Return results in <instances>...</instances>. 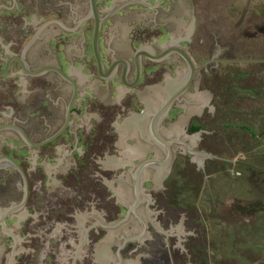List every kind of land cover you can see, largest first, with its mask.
<instances>
[{
    "label": "flooded vegetation",
    "instance_id": "obj_1",
    "mask_svg": "<svg viewBox=\"0 0 264 264\" xmlns=\"http://www.w3.org/2000/svg\"><path fill=\"white\" fill-rule=\"evenodd\" d=\"M194 6L193 0H0V236L15 238L7 231L14 218L22 222L16 226L21 240L26 237L20 243L36 251L39 241H48L32 262L67 264L70 249L76 253L68 260L78 264H216L204 228L206 213L219 205L198 194L200 179L187 178L192 165L204 178L221 166L239 169L240 183L226 184L225 192L245 202L240 217L257 222L263 215L262 147L238 151L256 133L224 134L217 126L232 116L231 107L264 108V2L259 23L245 30L258 40L256 57L238 56L231 46L217 51L214 40L200 36L196 56ZM196 90L206 91L207 114L188 112L198 100L188 93ZM142 91H154V99H142ZM104 92L120 99H105ZM186 115L183 129L171 131ZM120 134L140 148L118 161L110 155L117 154ZM60 155L63 162L54 163ZM50 163L59 182L44 190L42 169ZM215 190L208 186L211 195ZM119 219L136 227L107 234ZM61 221L52 235L39 234L42 225L51 231ZM237 229L240 241L228 237L229 249H251L246 236L253 229ZM262 239L259 232L252 250L261 251ZM254 256L240 261L264 264L261 254Z\"/></svg>",
    "mask_w": 264,
    "mask_h": 264
},
{
    "label": "rangeland",
    "instance_id": "obj_2",
    "mask_svg": "<svg viewBox=\"0 0 264 264\" xmlns=\"http://www.w3.org/2000/svg\"><path fill=\"white\" fill-rule=\"evenodd\" d=\"M195 3V6L193 7L195 9V16L197 19L196 22V30H195V35H194V41H195V46L197 45V40L198 36L204 37L206 41L209 43H212L214 40V43L218 47L217 51H222L223 49H226L229 46L232 47V50L237 54L238 56L242 57H247L250 54H253L255 57L258 56L260 47L258 46V40L257 39H251L249 37L245 36V30L248 28L250 25H255L258 24L260 21V16H259V4L261 2H264V0H193ZM189 12L191 8L189 7L188 3H185V11ZM117 27L116 31L118 29L119 22H116ZM127 29V26L125 27V30ZM208 43V44H209ZM119 50V49H117ZM203 48H199L196 46V48L193 49V53L198 56L200 52H202ZM198 53V54H197ZM201 93H206V91H200L196 90L193 91L192 93H188V96H196L198 99L196 101V106H193L189 108L190 110L188 111L189 114L191 113H198L200 110H203L204 113H208L209 109L208 107H203L204 103H206L207 99V94H201ZM155 92L152 91L146 92L142 91L141 96L142 99H154ZM103 98L105 99H114V101H117L120 99V96L118 94H114V92H111V94H108L106 92L103 93ZM200 101V103H199ZM230 113H232V116H230L228 119L224 121L223 125H218L217 129L220 130L221 132H224V134H232L233 132L229 131H235V130H252L256 133V138H252L251 140L249 139L248 141L243 143L245 145H241V148L238 149L240 151L241 149H254V148H260L262 147L261 152L264 154V108L258 109L255 106H249V111L245 107L237 106V107H231ZM236 113L238 114V117H236ZM263 115V117H261ZM188 119V116H184L181 121L174 122L173 123V128L170 130H181L183 129V126L185 125L186 121ZM169 130V131H170ZM170 133V132H168ZM4 134H0V137H3ZM126 134H120L117 136V142L119 148L117 149V154L114 153L110 155V157H115L118 161L123 160L125 156H122L121 154L124 152H131V151H137L139 152V144L137 142H131L128 144V140L125 139L124 141H121V137L125 136ZM248 135V134H247ZM222 135H220L221 137ZM121 142V143H119ZM242 144V142H241ZM245 146V148H244ZM177 148V146H176ZM193 148V147H191ZM159 157V156H158ZM36 159L34 160V162ZM41 164H45V161H42L41 159L39 160ZM56 162H63V156L60 155L55 158L54 163ZM53 168H56L58 165L54 164ZM187 168V178L190 179H197L199 181L200 179V185L201 188L199 190L198 194L208 196L210 198V201L214 197L216 200V204L220 206H217L220 210V214H213L215 209L217 207L212 204V213L208 214L206 213V218L205 219V238H206V243L211 242L216 251V264H240L244 263L241 262L240 259H247L249 262L252 258H254L255 253H259L263 256L264 258V213L259 217L258 221L256 222V219L253 218H244L243 214L242 217L239 216V210L245 205L244 201H239V200H234L231 199L229 194L225 192V185L226 184H232L233 182H239L240 181L236 178V174L240 171L237 168H234V166H231L229 168L223 169V166L220 167V169H215L210 173H214L210 175V177L202 176V174L191 172V169L194 170L195 167L189 166ZM51 163L46 164L43 166V171L46 175L45 179V184H44V190H50L53 189V187H56L58 185L59 179L56 176H53L52 170H51ZM186 170V169H185ZM29 172H32V169H29ZM189 175V176H188ZM54 181H53V178ZM208 179V182H207ZM233 180V181H232ZM232 182V183H231ZM263 184V182H262ZM119 186L122 187L120 184ZM208 186H211L212 189L215 190V194H210L208 192ZM260 191L261 188H254L253 191ZM225 199H224V198ZM205 199V198H204ZM249 199V198H248ZM213 201V200H212ZM233 202V203H232ZM212 203V202H211ZM247 206H252L254 203H250L247 201ZM264 205V202H263ZM43 212L40 211L38 213L39 215L42 214ZM21 213H18L20 215ZM33 216H36L34 213H31ZM41 221V218L38 219ZM32 222V219H26L23 221V223ZM47 221V219H45ZM87 221L86 219H83V222ZM105 222V220H104ZM17 224H22V222H18L16 220L11 219V221L8 222L7 224V231L8 233H11L14 235L15 238H12L10 234H3L0 236V264H18L17 263V257L20 259H24L27 261V264H36L32 262V258L36 259H41L42 253L45 251L44 244H47L48 241H45L43 244L39 241V248L35 251L34 247L31 244H22L20 243L21 241H25V239L20 238V234L16 232L18 228H16ZM64 222L61 221L57 223L55 229L49 231L48 226L46 224L41 226L39 234L42 235V233H46V236L52 235V232L56 231L58 227L62 226L63 227ZM110 225L109 222H105L104 226ZM262 226V229H259ZM75 226H78L77 224ZM115 228L112 230H109L107 234H112L114 236L119 235L122 236V233L126 232L128 233L129 231L133 230L136 226L133 225V228H131V223H129L128 219H119L117 220L115 224ZM243 228V231H245L247 228L253 229L251 234H248L247 240H249V247L251 249L247 250H240L239 246H233V249H229V246L227 245L226 240H228V237L231 238L232 243H238L240 240L238 236H234L235 233L237 234L238 227ZM84 225L82 226V228ZM85 228H88V226H85ZM258 229V231H257ZM232 230V231H230ZM1 231V229H0ZM6 231V232H7ZM248 231V230H247ZM49 232V233H48ZM259 232L263 233V248L260 249L261 251L256 252L252 249L257 248L253 243L255 242V238ZM231 233V234H230ZM233 234V236H232ZM1 235V234H0ZM105 236V235H104ZM210 238V241L208 239ZM104 238V237H103ZM227 238V239H226ZM19 239V240H18ZM21 240V241H20ZM231 241L229 244L231 245ZM6 242V243H5ZM115 244L118 243L117 240H114ZM20 244V245H19ZM114 244V245H115ZM216 244V246L214 245ZM253 244V245H252ZM5 245L12 246L13 249L9 248L7 250H1L2 247ZM75 246L79 245L77 243L74 244ZM107 245V244H106ZM106 245H104L106 247ZM15 246L17 248H15ZM108 248L111 247L110 244L107 245ZM56 249H60L61 246L58 247V243L56 242ZM114 247V246H113ZM112 248V247H111ZM110 248V249H111ZM31 250H34L35 252H32ZM70 251V252H69ZM86 251V247L82 246L79 249V255H83V253ZM66 255H69L65 257V262L67 264H78L77 260L71 259V261L68 260L69 257L73 258V253L76 251L73 250L71 254V250H65ZM111 258L115 257L116 251H113V248L111 249ZM60 254V253H59ZM59 254L56 256V259H60L61 257ZM63 254V252H61ZM33 256V257H32ZM64 257L61 259L63 260ZM232 258V259H231ZM234 258H239L238 260ZM54 260L55 258H51ZM136 259V258H135ZM133 259V260H135ZM219 260H222L219 262ZM231 260V261H230ZM129 259L125 260L127 263ZM29 262V263H28ZM45 264V263H43ZM245 264V263H244Z\"/></svg>",
    "mask_w": 264,
    "mask_h": 264
},
{
    "label": "water",
    "instance_id": "obj_3",
    "mask_svg": "<svg viewBox=\"0 0 264 264\" xmlns=\"http://www.w3.org/2000/svg\"><path fill=\"white\" fill-rule=\"evenodd\" d=\"M92 2H93V5L95 4V0H92ZM96 18H97V26H96V32H95V51L98 53V51H97V45H98V31H99V25H100V20L98 19V17L96 16ZM188 58V57H187ZM187 88V87H186ZM186 88H184L183 90H182V92H185L186 91ZM169 107H170V103H168L167 105H166V107L164 108V111H167L168 109H169ZM59 134H57L55 137H57ZM10 161H12L15 165H16V163L11 159V158H8ZM17 166V165H16Z\"/></svg>",
    "mask_w": 264,
    "mask_h": 264
}]
</instances>
